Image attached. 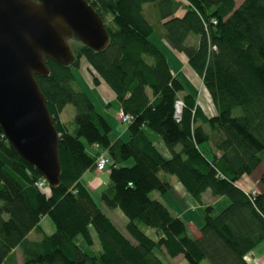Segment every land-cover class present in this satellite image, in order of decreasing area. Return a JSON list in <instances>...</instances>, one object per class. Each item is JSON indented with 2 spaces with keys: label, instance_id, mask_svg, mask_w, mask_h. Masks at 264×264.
Returning <instances> with one entry per match:
<instances>
[{
  "label": "trees",
  "instance_id": "trees-1",
  "mask_svg": "<svg viewBox=\"0 0 264 264\" xmlns=\"http://www.w3.org/2000/svg\"><path fill=\"white\" fill-rule=\"evenodd\" d=\"M88 2L105 22L108 45L95 51L80 42L78 50L71 46L74 64L47 58L49 76H36L59 133L60 185L39 187L43 177L0 128V264H166L157 251L188 264H250L247 255L264 241V173L255 195L240 181L261 167L264 155V0ZM153 33L186 57L215 113H206L187 91L151 41ZM82 58L94 85H108L119 110L131 116L127 138L112 140L110 122L75 87ZM177 99L184 102L180 121ZM68 104L75 108L73 131L61 119ZM154 133L170 157L158 149ZM95 144L110 158L101 200L126 216L124 230L81 180L95 167ZM129 160L133 164L124 165ZM173 177L197 202L205 192L229 200L217 215L202 206L198 236L150 196L168 192ZM44 217L55 227L51 234L40 224ZM94 233L100 250L89 254L76 240L81 235L92 247Z\"/></svg>",
  "mask_w": 264,
  "mask_h": 264
},
{
  "label": "water",
  "instance_id": "water-1",
  "mask_svg": "<svg viewBox=\"0 0 264 264\" xmlns=\"http://www.w3.org/2000/svg\"><path fill=\"white\" fill-rule=\"evenodd\" d=\"M72 39L95 51L109 43L88 0H0V128L50 188L61 183L60 138L36 76H49L47 58L74 64Z\"/></svg>",
  "mask_w": 264,
  "mask_h": 264
},
{
  "label": "rangeland",
  "instance_id": "rangeland-1",
  "mask_svg": "<svg viewBox=\"0 0 264 264\" xmlns=\"http://www.w3.org/2000/svg\"><path fill=\"white\" fill-rule=\"evenodd\" d=\"M150 39L153 43H155L158 47H160L164 51V53H166V55H168L172 71L174 73L179 71L178 76L184 83L187 84L188 89L198 97V100L201 101L202 99L205 102L209 100L210 98H208L209 97L208 93L201 85L202 81L199 75L194 71V69L191 66L187 65L188 63L184 64L185 63L184 55L172 49L170 45L166 41H164L161 37H159L157 33H153L150 36ZM70 44L75 50L76 49L78 50L81 46L80 41L76 39H72L70 41ZM86 65L87 64L85 58H82L80 61V67L75 71L76 74L75 87L87 93L88 96L93 101L96 110L107 118V120L110 122L113 128L111 138L112 140H115L120 135H122V133L126 134L128 130V124L126 125L119 118V114H118V112H120L119 102L116 99V97H114L115 95L113 91L105 83H103L100 86L94 85L91 74L87 70ZM74 117H75L74 106L71 104L66 105V107L62 112L61 119L63 120V122L66 123V125L71 131H73V129L76 127ZM151 136L152 139L155 141L158 149L162 152V154L165 155L166 157H170L171 153L163 143L160 136H158L155 133L151 134ZM124 137L127 138V135ZM96 149L97 148L92 150L90 149L91 153L99 151V154H101L102 151L100 150L96 151ZM103 152L106 153V155L108 156L107 152L105 151ZM132 164H133L132 160H129L124 165L131 166ZM109 170H110V165L100 170L95 163L94 169L91 170L93 172L87 171L86 173H84L82 178L86 183L88 181V178L91 179L89 184L90 191L92 192V195L95 198L96 202L99 204L102 210L107 214V216H109L116 223V225L120 227V229L124 230L125 223H127L128 221L126 216L122 213V211L119 208H109L101 200V193L109 183ZM173 180H175L174 177ZM245 189L250 190L253 188L250 189L245 188ZM150 196L154 199L160 200L166 206H170L169 208L174 214L180 215V217L187 224L189 233L191 235H194L195 233L194 230L190 228L188 225L191 226V224H193L196 225V227H200L203 224L204 217L201 210H199L198 208L186 207L187 204L185 205L184 202L183 203L179 202L169 191L164 194L158 191H152ZM162 196H164V198ZM214 198H218V197H214ZM207 200H210V198H207ZM228 203H229L228 199H225L224 201L216 200L213 204L214 206H213L212 215H217L221 210L224 209V207L227 206ZM0 205H1V201H0ZM42 225L48 234H51L55 230V227L49 217H46L43 220ZM145 230L149 236H151L152 238H157L155 229L145 227ZM95 239H96V243L92 247L88 246L85 243L81 235L77 237L76 241L79 243L82 249L87 251L89 254H93V253H97L100 250V245L98 243L96 236ZM157 252L158 255L164 260V262H166V264H188V261L184 259L182 256H179L177 258H170L167 255H165L162 251H157ZM250 254L247 255V258L250 257ZM250 261L252 264H255L253 260ZM202 264H211V263L208 260H204Z\"/></svg>",
  "mask_w": 264,
  "mask_h": 264
},
{
  "label": "crops",
  "instance_id": "crops-1",
  "mask_svg": "<svg viewBox=\"0 0 264 264\" xmlns=\"http://www.w3.org/2000/svg\"><path fill=\"white\" fill-rule=\"evenodd\" d=\"M166 54V53H165ZM167 58H168V61H169V64H170V60H169V57L168 55H166ZM185 57V56H184ZM185 63L184 64H187V59L185 57ZM188 65V64H187ZM87 67V70L89 71L88 69V66L86 65ZM171 68V66H170ZM172 70V69H171ZM178 72L177 71L176 73H174L177 77L178 76ZM90 73V72H89ZM180 74V73H179ZM180 78V77H179ZM181 80V79H180ZM182 81V80H181ZM183 82V81H182ZM184 86L186 87L187 91L193 93L192 91H190L187 87V84L184 83ZM102 85V84H101ZM202 85V84H201ZM100 86V85H99ZM115 97V96H114ZM209 98V97H208ZM207 99V98H206ZM200 104L202 105V108L204 109V111L208 114H211V113H215V109L212 108V106L210 107V104H209V100H207L206 102L203 101L201 99V101H199ZM62 115V114H61ZM63 121V120H62ZM124 136H126V134H123L120 135L119 137H122L124 138ZM118 137V138H119ZM88 172H93V171H88ZM264 173V155H263V160H262V165L261 167L255 172L253 173L252 175H249V176H245L241 181H240V185L244 188H247V189H250V188H256L257 185H258V182H259V178L261 176V174ZM82 182L88 187V189L90 190V181L91 179L88 178V181L87 183L84 181V179L82 178L81 179ZM172 181H173V184H172V187L171 189L169 190V192L181 203L184 202V204L186 205V207H191V208H198L199 210H201L202 206H214V202L216 200H221V201H224L225 199H227L226 197H218V198H214V196L211 195L210 192H205L203 195H202V200L201 202H197L194 198H192L190 196V194H188V192L186 191V189L182 186V184H180L179 182H177L176 180H173L172 178ZM181 192V194H180ZM164 198V196H162ZM183 197V198H182ZM207 198H210V200H207ZM196 203V204H195ZM228 205V204H227ZM170 207V206H168ZM171 210V209H170ZM175 215H178V214H175ZM180 217V215H178ZM46 217H44L41 221V225H42V222L43 220L45 219ZM126 225V223H125ZM190 228H192L194 230V236H198L199 235V229L200 227H196V225H193L191 224L188 225ZM43 227V225H42ZM54 232V231H53ZM17 253L19 255L20 251L17 250ZM252 254H250V257L247 258L248 262L250 264L251 261L250 260H253L255 262V264H264V241L262 242V245H258L252 252ZM19 261L21 262L22 261V256H21V253L19 255Z\"/></svg>",
  "mask_w": 264,
  "mask_h": 264
},
{
  "label": "built area",
  "instance_id": "built-area-1",
  "mask_svg": "<svg viewBox=\"0 0 264 264\" xmlns=\"http://www.w3.org/2000/svg\"><path fill=\"white\" fill-rule=\"evenodd\" d=\"M183 109H184V102L181 99H177L175 104H174V117H175L176 121H180ZM118 114H119V118L121 119V121H123L125 124H128L131 122V116L125 114L122 110ZM95 148H99V146L97 144H95ZM98 155H97V159H96V165L98 166V168L100 170H102L108 164H110V158L104 152H102L101 154H98ZM38 186L41 188L49 187L48 182L44 178H42L38 182ZM248 192L251 193L252 195L256 194V190H254V189H252Z\"/></svg>",
  "mask_w": 264,
  "mask_h": 264
}]
</instances>
